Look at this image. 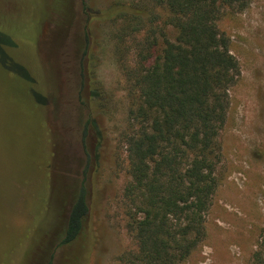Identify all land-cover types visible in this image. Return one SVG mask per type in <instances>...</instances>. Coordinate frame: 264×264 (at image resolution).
<instances>
[{
  "label": "rangeland",
  "instance_id": "374dc122",
  "mask_svg": "<svg viewBox=\"0 0 264 264\" xmlns=\"http://www.w3.org/2000/svg\"><path fill=\"white\" fill-rule=\"evenodd\" d=\"M84 1L89 22L76 0L70 32L56 38L43 19L52 0H0V264H47L50 253L52 264H117L132 244L119 143L129 106L125 69L140 39L131 30L139 21L157 27L166 13L154 0ZM119 6L136 10L134 28L108 15ZM218 26L240 77L218 136L206 236L182 264H251L264 229V0L224 10ZM82 180L88 213L80 235L56 248L54 232L42 253L49 212L58 225Z\"/></svg>",
  "mask_w": 264,
  "mask_h": 264
},
{
  "label": "trees",
  "instance_id": "16d2710c",
  "mask_svg": "<svg viewBox=\"0 0 264 264\" xmlns=\"http://www.w3.org/2000/svg\"><path fill=\"white\" fill-rule=\"evenodd\" d=\"M75 1L52 0L45 13L43 19L51 23L56 38L70 32ZM80 2L89 22L91 12L84 0ZM154 2L166 18L157 27L139 21L138 28L131 30L140 39L135 40L134 61L125 69L129 106L119 143L127 176L122 194L125 226L132 244L117 264H182L203 243L205 216L218 186V136L226 121L229 90L240 77L230 39L218 22L224 10L241 12L250 0ZM111 12L114 20L123 17L134 28L136 10L119 6ZM168 28L174 32L172 38ZM86 37L85 33L83 56ZM87 213L82 180L58 225L54 212H49V232L38 249L47 253L50 246L72 244ZM52 258L50 253L47 264ZM251 264H264V229Z\"/></svg>",
  "mask_w": 264,
  "mask_h": 264
}]
</instances>
